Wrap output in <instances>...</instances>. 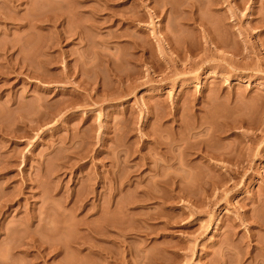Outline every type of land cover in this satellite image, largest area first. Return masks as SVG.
I'll list each match as a JSON object with an SVG mask.
<instances>
[{"label": "rangeland", "instance_id": "1", "mask_svg": "<svg viewBox=\"0 0 264 264\" xmlns=\"http://www.w3.org/2000/svg\"><path fill=\"white\" fill-rule=\"evenodd\" d=\"M3 203L0 264H264V0H0Z\"/></svg>", "mask_w": 264, "mask_h": 264}, {"label": "bare ground", "instance_id": "2", "mask_svg": "<svg viewBox=\"0 0 264 264\" xmlns=\"http://www.w3.org/2000/svg\"><path fill=\"white\" fill-rule=\"evenodd\" d=\"M194 7H195V4L193 3V2H188L187 4H186V8H187V10L189 11V12H193V9H194ZM209 36V35H208ZM209 38H210V36H209ZM196 149H198L199 151H198V153L200 152V150H202V148L198 145V144H194L193 143V146L191 147V149H188L187 151H190V150H193V151H195ZM224 156V157H223ZM203 158H207L208 156L207 155H203L202 156ZM222 157L224 158V159H227L228 158V155H226V154H223L222 155ZM27 184H25V187L27 188ZM5 204L3 203V204H0V207H3Z\"/></svg>", "mask_w": 264, "mask_h": 264}]
</instances>
